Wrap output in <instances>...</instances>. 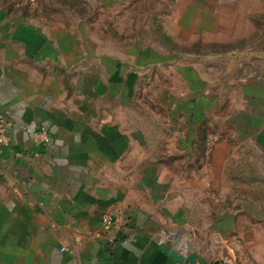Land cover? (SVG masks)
<instances>
[{"label": "crops", "instance_id": "obj_1", "mask_svg": "<svg viewBox=\"0 0 264 264\" xmlns=\"http://www.w3.org/2000/svg\"><path fill=\"white\" fill-rule=\"evenodd\" d=\"M35 3L0 0V264H181L173 250L196 264H264L255 0ZM144 27L163 40L129 53L120 44ZM143 57L177 61L164 67L187 93L176 115L156 96L171 82L151 78L147 119L128 116L124 80L137 94L161 67L123 66ZM42 128L48 145L33 141ZM107 214L123 229L105 233Z\"/></svg>", "mask_w": 264, "mask_h": 264}, {"label": "rangeland", "instance_id": "obj_2", "mask_svg": "<svg viewBox=\"0 0 264 264\" xmlns=\"http://www.w3.org/2000/svg\"><path fill=\"white\" fill-rule=\"evenodd\" d=\"M32 2V1H31ZM33 3V7L35 8L36 7V3H35V0L32 2ZM255 9L257 10H262L261 13H257L254 15L253 17V28L252 30H254V33H253V36H252V45H259L260 43V40L263 42V36H264V0H255ZM110 20V19H109ZM110 23H113L114 21H109ZM108 30L110 31L111 35L113 37H115V35L117 34V31L115 29V25L114 23L112 24V27L108 28ZM151 32H152V29L150 28L149 29ZM148 29L146 27H144V30L142 29L141 32H140V35H141V41L140 42H122L120 45L121 46H124V47H128V52L130 53H137L135 50L131 51L130 49L132 47H134L135 49H137V47L142 50V51H147V47H154V45H159V44H154L152 42H149V37L150 39L152 38H160L161 40H163V36H161L160 34H157L158 30H156V33L155 34H149ZM161 32V30H159ZM148 32V33H147ZM159 33V32H158ZM130 36H127V37H124V38H127L129 39ZM158 43V42H156ZM163 44V43H161ZM160 44V48L163 49V46ZM166 48L165 50L167 51H176L177 53L180 52L181 50L184 51V50H196L199 49V50H204V51H209L210 49L212 48H209V47H201V46H194L193 48L192 47H189L188 49L186 48H179L177 45H174V44H171V43H168L166 42ZM244 45H246L245 43L243 44H239L240 47H244ZM181 51V52H182ZM172 61V64H167L168 62ZM124 62L123 63V66L128 69L129 65H136V66H139L140 68H143V67H146V66H150V67H154V65H159L161 67H158L156 69H154V71H151L149 74H142L141 77H140V90L138 91L137 94H135V91H132L131 88L129 90L128 88V83L126 80H124V84H125V96L124 98L125 99H131V100H135L136 103H130L129 105V109L128 111H130V113H128V116L131 115V111L132 110H135L136 112L139 111L140 112V115L147 119L148 117V112H149V107L147 106L146 104V100H148L149 98V95H148V91H147V85L150 83L151 85V78L153 81L157 82V83H163V82H171V88L172 90L168 91L167 90H163L162 88L159 89V87H157V98L158 100L164 102L165 104H170L172 105V110H173V115H176L177 114V106L180 105L183 101L185 100V98L187 97V93L183 90V88L180 89L179 87V84H178V75L176 73H178V71H174V75H170V73L168 71H164V67L167 66V67H171L172 65L175 67L177 66L176 63L177 61L174 60V59H148L147 57H143V58H140V59H130V58H125L124 59ZM176 68V67H175ZM145 71V70H143ZM162 87H163V84H162ZM127 89V90H126ZM129 90V91H128ZM153 94V93H152ZM181 100V101H180ZM138 101V103H137ZM136 104V105H135ZM126 115V114H125ZM145 126H147V122L145 120V123H144Z\"/></svg>", "mask_w": 264, "mask_h": 264}, {"label": "built area", "instance_id": "obj_3", "mask_svg": "<svg viewBox=\"0 0 264 264\" xmlns=\"http://www.w3.org/2000/svg\"><path fill=\"white\" fill-rule=\"evenodd\" d=\"M34 1V0H30ZM8 123L4 120H0V145H6L8 143L6 137V129ZM33 141L36 144L48 145L51 142V136L46 128H42L33 135ZM124 220L121 217L113 216L111 214L104 215L102 217V227L105 233L110 234L123 229Z\"/></svg>", "mask_w": 264, "mask_h": 264}, {"label": "water", "instance_id": "obj_4", "mask_svg": "<svg viewBox=\"0 0 264 264\" xmlns=\"http://www.w3.org/2000/svg\"><path fill=\"white\" fill-rule=\"evenodd\" d=\"M171 255L181 264H196L198 259L197 253H190L187 256L180 254L176 250L171 252ZM214 264H220V261H216Z\"/></svg>", "mask_w": 264, "mask_h": 264}]
</instances>
